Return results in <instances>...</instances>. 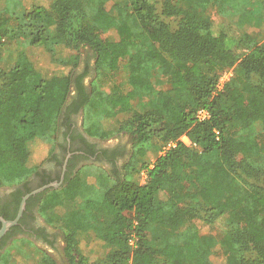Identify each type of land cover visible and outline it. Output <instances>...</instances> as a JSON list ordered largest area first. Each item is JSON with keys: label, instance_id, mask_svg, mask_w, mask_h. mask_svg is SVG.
Instances as JSON below:
<instances>
[{"label": "trees", "instance_id": "1", "mask_svg": "<svg viewBox=\"0 0 264 264\" xmlns=\"http://www.w3.org/2000/svg\"><path fill=\"white\" fill-rule=\"evenodd\" d=\"M21 1L24 13L14 26L0 0V48L7 44L16 54L0 66V186L27 185L52 155L54 147L45 155L35 149L45 140L56 145L73 92L76 111L101 110L85 128L89 135L133 137L130 157L109 171L113 184L101 200L76 209L79 171L62 187L35 195L39 212L72 211L62 231L69 264H264V162L252 156L257 138L233 130L264 133V31L232 30L228 0H221L220 23L174 0H98L93 15L84 0ZM217 1L197 0L206 9ZM85 48L94 53L97 75L127 57L135 90L107 92L94 80L87 87L90 68L77 71ZM153 65L170 77L171 88L158 90L151 108L132 112L136 90H155L146 75ZM200 109L208 118L197 117ZM159 143L150 164L145 157ZM192 221L220 230L227 255L219 263L213 238L181 231ZM96 239L114 247L103 258L87 249ZM5 253L0 261L10 264L13 255ZM14 264L27 262L17 257Z\"/></svg>", "mask_w": 264, "mask_h": 264}, {"label": "rangeland", "instance_id": "2", "mask_svg": "<svg viewBox=\"0 0 264 264\" xmlns=\"http://www.w3.org/2000/svg\"><path fill=\"white\" fill-rule=\"evenodd\" d=\"M185 6H194L196 9H199V12L202 14L210 15L212 20L216 23H220L221 16L219 15L223 6L221 5V0H218L212 3L206 9L203 5L197 2V0H174ZM2 5V15L6 16L11 25H17L19 19L22 17L24 13L25 4L21 0H3ZM86 9L90 15H93L96 11V6L98 0H84ZM195 2V3H193ZM231 10L228 14V17L233 22L234 31H239V29L248 30L253 29L256 31L263 30L264 31V0H228L226 2ZM62 50L65 54H68L69 51L63 48ZM81 62L79 67L77 68L78 72H82L83 70L89 67L90 73L87 74L85 81L90 83L91 81H95L96 84L100 87L101 90L107 92H116V91H124L129 92L135 90L130 81V75L127 73V65L129 63L128 58H123L119 67L111 71L106 69L104 71L97 73L94 70L95 65V57L94 53L89 49L81 50ZM16 58V54H11L9 45L5 44L0 48V66L5 63H13ZM88 64V65H87ZM233 70L229 69L225 73H223L218 88L221 89L224 83L232 76ZM147 77L151 79L152 84L155 87V90L144 92L142 90H136V96L133 100V111L142 112L146 109H149L153 106L154 101L156 100L157 91L158 90H168L171 88V80L168 75H164L160 72L158 65H153L151 69L147 72ZM101 113V110L96 107H86L83 109V125L84 128H87L92 120L96 119ZM129 117L127 113H120L119 118L121 120H125ZM238 126H233V130H236L242 138H248L251 136H255L259 143V148L253 151V157L257 158L259 161L264 162V133L257 134L254 131H243L239 129ZM98 138V137H95ZM105 143H118L123 142L128 146H132L133 137L129 132L120 131L116 134L105 138H98ZM186 143L191 144V141L187 136H183L181 138ZM160 146V143L157 146L153 147V150L149 152V154L145 157V159L153 164L156 160V149ZM52 147L55 148L54 144L50 140H45L37 144L35 152L38 154L45 155L47 151H49ZM167 146H164L160 153L162 154ZM54 151V150H53ZM80 178V188L78 193V198L76 200L75 206L77 210H84L85 202L87 199H95L101 200L105 190L107 187L113 184V179L111 177L114 176L113 173L109 172V170L105 169V167L98 166L95 164H89L82 167L79 172ZM146 179V173L143 172L139 177L140 182H144ZM166 196L164 194L160 195V199H164ZM72 211L68 210L64 207L57 206L54 207L53 210H47L42 213L38 211V215L41 218V221L46 222L51 221L50 223L54 227L56 231L59 232L61 238H63V225L65 220L71 216ZM62 227V228H61ZM197 230L201 235L211 237L214 239V246L211 248L212 258L219 263L222 259L226 257L227 248L223 245L222 234L220 230L212 225L205 224L200 221H192L187 223L182 227V230ZM159 232L154 233V235H158ZM24 239H27L26 241ZM153 242H155L153 240ZM58 250H55L52 246H46L39 243H35L32 239L27 236H20L15 239H12L6 248V252H10L13 255V260L10 261V264H14L15 259L18 257L23 261L27 262V264H52L49 262L47 257L51 256L56 260L58 264H69L68 256L65 252V243L62 240L59 244ZM114 247L102 239H96L94 242L87 245V249L91 251V253L100 258H103L108 252H110ZM4 254H6L4 252ZM221 259V260H220ZM0 264H5V262H1ZM188 264H197L193 261H188Z\"/></svg>", "mask_w": 264, "mask_h": 264}, {"label": "flooded vegetation", "instance_id": "3", "mask_svg": "<svg viewBox=\"0 0 264 264\" xmlns=\"http://www.w3.org/2000/svg\"><path fill=\"white\" fill-rule=\"evenodd\" d=\"M85 84L87 87L90 86V83L86 81ZM77 98L78 96L74 92L69 97L67 105L70 108L65 109L62 116L54 151L38 170L27 179V185L22 183L0 186V211L15 215L13 219L17 217L23 199L29 195L19 222L12 226L0 241V259L3 253L6 252L8 243L22 235L29 237L35 243L52 246L55 250H58V244L63 238L52 225L41 221L38 215L39 202H35V195L47 189L62 187L66 184L67 178L74 177L85 165L95 164L105 167L109 171L120 170L131 155L132 146H128L123 142L105 143L86 132L83 125V109L79 108L76 111L77 104L74 102ZM53 183L58 185H51ZM45 185L51 186L35 192V190ZM20 191H22L20 194L21 199L18 207H16ZM15 226H18V228L14 229ZM5 239L6 244L1 248Z\"/></svg>", "mask_w": 264, "mask_h": 264}, {"label": "water", "instance_id": "4", "mask_svg": "<svg viewBox=\"0 0 264 264\" xmlns=\"http://www.w3.org/2000/svg\"><path fill=\"white\" fill-rule=\"evenodd\" d=\"M51 185L57 186L58 184H57V183H53V184H51ZM51 185H45V186L39 188L38 190H35V192H38V191H40V190H44V189L50 187ZM28 196H29V195H27V196L23 199V201H22V203H21V206H20V209H19V212H18V215H17V217H16L15 219H13V220H8V219H6V218H4L3 216L0 215V219H1V221H2V227L0 228V241H1L2 237L6 234V232H7L9 229H10L12 226L16 225V224L19 222V220H20V218H21V216H22L23 210H24V208H25L26 199H27Z\"/></svg>", "mask_w": 264, "mask_h": 264}, {"label": "built area", "instance_id": "5", "mask_svg": "<svg viewBox=\"0 0 264 264\" xmlns=\"http://www.w3.org/2000/svg\"><path fill=\"white\" fill-rule=\"evenodd\" d=\"M208 116H209V112L206 109H200L197 113V117L201 120L208 118Z\"/></svg>", "mask_w": 264, "mask_h": 264}]
</instances>
